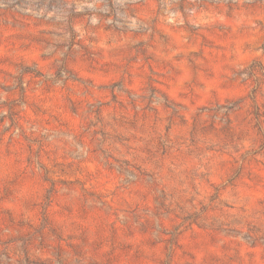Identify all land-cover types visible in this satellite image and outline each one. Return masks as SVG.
Returning a JSON list of instances; mask_svg holds the SVG:
<instances>
[{
    "label": "rangeland",
    "instance_id": "1",
    "mask_svg": "<svg viewBox=\"0 0 264 264\" xmlns=\"http://www.w3.org/2000/svg\"><path fill=\"white\" fill-rule=\"evenodd\" d=\"M16 1L0 264H264V0Z\"/></svg>",
    "mask_w": 264,
    "mask_h": 264
},
{
    "label": "trees",
    "instance_id": "2",
    "mask_svg": "<svg viewBox=\"0 0 264 264\" xmlns=\"http://www.w3.org/2000/svg\"><path fill=\"white\" fill-rule=\"evenodd\" d=\"M23 4H25V0H17L15 6L20 7V8H24ZM12 7H14V5H12Z\"/></svg>",
    "mask_w": 264,
    "mask_h": 264
}]
</instances>
